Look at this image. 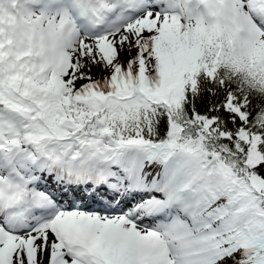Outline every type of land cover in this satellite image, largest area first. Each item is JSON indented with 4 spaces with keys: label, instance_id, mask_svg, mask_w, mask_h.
<instances>
[{
    "label": "snow or ice",
    "instance_id": "1",
    "mask_svg": "<svg viewBox=\"0 0 264 264\" xmlns=\"http://www.w3.org/2000/svg\"><path fill=\"white\" fill-rule=\"evenodd\" d=\"M0 264H264V0H0Z\"/></svg>",
    "mask_w": 264,
    "mask_h": 264
}]
</instances>
